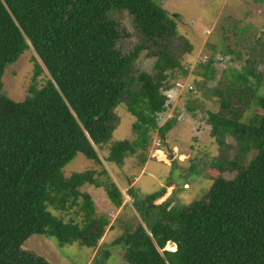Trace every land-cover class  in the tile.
<instances>
[{"label": "trees", "instance_id": "1", "mask_svg": "<svg viewBox=\"0 0 264 264\" xmlns=\"http://www.w3.org/2000/svg\"><path fill=\"white\" fill-rule=\"evenodd\" d=\"M123 13L136 36L126 50L118 45L130 36ZM176 17L158 0H0V264H54L22 248L32 234L59 245H97L109 219L82 187L103 188L120 207L124 194L110 165L122 167L133 155L145 163L154 131L163 143L177 121L175 115L160 121L174 79L190 70L182 56L193 44ZM246 32L239 27L234 34ZM247 49L239 67L228 62L218 72L219 59L211 55L192 71L194 82L203 81L202 93L218 101L216 109L205 108L210 135L222 147L229 139L238 145L233 159L209 163L234 174L215 176L201 198L181 205L155 202L164 186L141 198L128 188L137 215L113 241L128 264H264V69L257 66L264 64V45L260 52ZM26 50L34 53L33 83L16 101L3 92L2 75ZM142 51L148 69L135 67ZM221 52L243 51L228 46ZM44 69L48 77L38 87ZM120 102L135 117L134 137L112 141ZM77 153L96 167L65 174ZM103 255L94 264H105L108 252Z\"/></svg>", "mask_w": 264, "mask_h": 264}, {"label": "rangeland", "instance_id": "2", "mask_svg": "<svg viewBox=\"0 0 264 264\" xmlns=\"http://www.w3.org/2000/svg\"><path fill=\"white\" fill-rule=\"evenodd\" d=\"M158 2L171 16H177V25L181 34L188 37L193 44V49L182 56L183 63L190 65L189 73L182 78L174 79L176 82L171 80L175 85L169 93L170 105L160 115L161 123L173 115L176 116L177 121L167 133L163 143L154 131L145 163H140L138 157L133 155L122 167L110 165L109 173L124 194L123 204L120 207L112 206L103 188L92 184L82 187L91 194L96 212L106 215L109 219V224L95 247H87L78 242L59 245L54 238L42 234H32L22 244V248L34 251L54 264H94L97 259H104L103 254L106 251L108 257L105 259V264H128L123 256V248L113 243L116 237L124 233L125 225L132 222L133 215H137L132 204L133 197L126 193L128 188L132 187L138 198H141L164 186V194L155 202L160 203L168 198L172 205H181L201 198L215 176L222 174L231 177L234 174V170L220 172L209 163L211 158L233 159L238 145L229 139L225 144L226 147H222L217 139L210 135V126L205 121V108L216 109L218 101L202 93L203 81L197 77V83L194 82L192 71L197 69L200 59L211 55H214V59H219L214 65L220 72L228 62H231L233 67L243 65L245 58L248 57L245 51L249 46L258 52L264 45V3L254 0H158ZM123 15L122 22L127 25L130 36L121 38L118 45L122 50H126L136 41V36L134 30L127 24L124 13ZM239 27L247 29L241 37L234 34ZM222 35L226 37L224 45L218 41ZM228 46L243 52L240 56L223 54L221 50ZM33 55L31 50H26L14 63L6 67L2 75L3 92L16 101L24 99L29 86L33 83L34 69L31 60ZM231 58L234 59L230 60ZM149 63L150 58L145 55V51H142L135 62V67L148 69ZM257 66L259 71L264 69L262 63H258ZM218 72L217 76H219ZM47 77L48 73L44 69V72L37 77L36 85L40 87ZM205 85L209 84L205 83ZM187 104L192 110L186 108ZM115 110L118 124L113 131L112 141L132 139L134 134L131 126L135 117L127 110L125 102L118 103ZM249 114L251 113L245 112L243 119H247ZM254 153L255 149H250L244 163ZM192 163L194 170L190 168ZM91 167H96L93 160L77 153L66 163L63 170L65 174H70ZM76 219L79 220L80 217L77 215ZM172 245L173 243H168L166 248L171 249Z\"/></svg>", "mask_w": 264, "mask_h": 264}, {"label": "built area", "instance_id": "3", "mask_svg": "<svg viewBox=\"0 0 264 264\" xmlns=\"http://www.w3.org/2000/svg\"><path fill=\"white\" fill-rule=\"evenodd\" d=\"M178 85H179V84H178ZM173 89H174V87H173ZM173 89H172V90H173ZM172 90H171V91H172ZM171 91H169V92L167 93V96H168V97H169V93H170Z\"/></svg>", "mask_w": 264, "mask_h": 264}, {"label": "bare ground", "instance_id": "4", "mask_svg": "<svg viewBox=\"0 0 264 264\" xmlns=\"http://www.w3.org/2000/svg\"><path fill=\"white\" fill-rule=\"evenodd\" d=\"M171 247H172L171 249H174L175 248L174 244Z\"/></svg>", "mask_w": 264, "mask_h": 264}, {"label": "water", "instance_id": "5", "mask_svg": "<svg viewBox=\"0 0 264 264\" xmlns=\"http://www.w3.org/2000/svg\"><path fill=\"white\" fill-rule=\"evenodd\" d=\"M175 249V248H174Z\"/></svg>", "mask_w": 264, "mask_h": 264}]
</instances>
